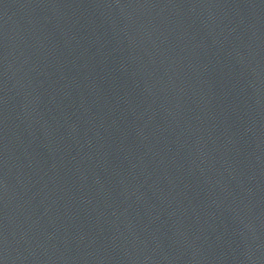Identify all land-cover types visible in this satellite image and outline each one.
I'll list each match as a JSON object with an SVG mask.
<instances>
[{
	"label": "water",
	"instance_id": "95a60500",
	"mask_svg": "<svg viewBox=\"0 0 264 264\" xmlns=\"http://www.w3.org/2000/svg\"><path fill=\"white\" fill-rule=\"evenodd\" d=\"M0 264H264V0H0Z\"/></svg>",
	"mask_w": 264,
	"mask_h": 264
}]
</instances>
